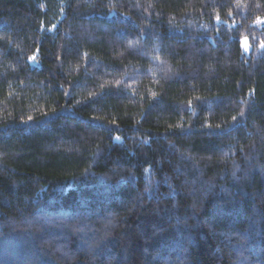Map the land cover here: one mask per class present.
<instances>
[{
    "label": "trees",
    "instance_id": "1",
    "mask_svg": "<svg viewBox=\"0 0 264 264\" xmlns=\"http://www.w3.org/2000/svg\"><path fill=\"white\" fill-rule=\"evenodd\" d=\"M262 20L0 0V264H264Z\"/></svg>",
    "mask_w": 264,
    "mask_h": 264
},
{
    "label": "rangeland",
    "instance_id": "2",
    "mask_svg": "<svg viewBox=\"0 0 264 264\" xmlns=\"http://www.w3.org/2000/svg\"><path fill=\"white\" fill-rule=\"evenodd\" d=\"M241 46H242V52L247 54L249 52L250 46L246 39H242Z\"/></svg>",
    "mask_w": 264,
    "mask_h": 264
}]
</instances>
